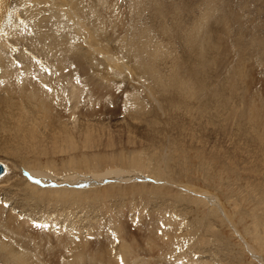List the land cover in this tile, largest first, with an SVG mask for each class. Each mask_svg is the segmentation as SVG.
Returning a JSON list of instances; mask_svg holds the SVG:
<instances>
[{
	"label": "rangeland",
	"instance_id": "1",
	"mask_svg": "<svg viewBox=\"0 0 264 264\" xmlns=\"http://www.w3.org/2000/svg\"><path fill=\"white\" fill-rule=\"evenodd\" d=\"M77 1L79 2L77 5L84 4V0ZM70 2L71 6L73 4L74 12L76 0ZM97 2L98 0L93 2V6ZM131 2L132 0H116V2L109 0V4L116 3L114 5L116 8L120 4L121 9H118L127 13L126 18L131 15L128 11ZM158 2L162 4L159 8L160 12L156 10L159 4L155 3ZM39 4L44 17L55 13L47 3ZM147 4L148 6L150 4L153 9H149ZM147 4L146 7L143 3L138 5V10L143 9L141 10L143 14L137 10L140 21L136 19L134 30L139 29L140 32L151 30V33L146 31L149 36L151 34L150 39L154 38L150 43H154L158 38L156 41L166 46L165 51L157 43L159 45L157 49V45L154 46L148 41V46L153 45L156 49L154 54L156 61L153 60L156 73L166 74L172 57L173 60L175 59V64L180 66L177 71H184L181 78L186 80L187 90L191 87L190 92L199 94V88H203L204 92L202 90L200 92L203 95L200 101L203 98L206 99L212 91L217 92L218 89L221 91L212 94L206 100V105L214 104V100L219 95L222 99L230 98L232 95L234 97L230 98L232 103L225 105L228 111L222 110L223 114L221 111L216 116L210 109L200 112L195 105L197 100L190 99L189 101L196 107L193 106L194 108L192 107L193 109L191 108L189 112L169 111V108L164 107L165 104L159 100L161 99L159 96L157 99V95L155 98L152 97L155 95L152 87L143 78L147 73H144L142 69L137 70L134 62L128 57L121 56L119 48L122 49V44L124 46L127 43L126 38L123 42H119V38L122 39L123 29L120 31L121 28L119 29L116 25L118 28L107 27V30L99 34L100 39H97L100 41L96 44L93 38L95 36L90 35L93 32L87 24L85 25L87 27H84L85 32L73 27V30L66 35L63 26L67 24L68 28L70 27V23L66 22L65 18L69 20L71 15L63 14L62 17L53 18L52 26L46 25L43 29H53L61 39H73V55L81 59V64L83 63L82 73L84 72L85 78L87 77L85 81H91L95 85L100 84L104 91L107 90L106 92L110 95L109 100L112 101L105 108L101 107L104 110L101 108L99 110L98 105V110L95 109L93 113L89 112L92 108L86 110L83 108L80 111L78 108L74 111L75 113H72V118L64 116L60 119V123L62 122L60 126L62 125L63 129L70 131L74 136L71 147L54 148L52 136H50L43 142L44 152L41 153L21 152L18 156H13L9 152L7 154L0 152V160L5 164L8 173L14 169V165H20V170L24 172L22 175L18 170L19 174L28 183L35 185L37 190L43 191V198L32 197L27 200L8 189L7 185L12 182L11 180L0 183V205H2L0 207L4 212L2 216L7 211L6 213L25 219L27 225L37 229L35 232L39 229H43L46 234L50 230L48 232L50 235L55 234L57 230L62 232L67 227L66 224L45 216L43 207L48 206L39 200L48 201L54 188L68 187V190H73L74 187L79 192V196L74 198L77 202L73 201L71 193L67 196L70 197L69 200L64 199L66 203L73 201V205L71 204L74 212L73 226L70 224L68 228L71 227V230H65L67 233H72L71 239L78 241V238L83 237L85 241L89 239L88 242L92 244L91 240H94V237L89 235L92 225L89 227L88 225L94 223L96 228L104 225L101 228L103 236L105 232H110V223L105 225V221L117 216L121 220L124 219L126 237H130V234L136 236L138 241L136 251L128 253L125 257H117L115 252L116 243L118 244L121 238L113 242L111 254L113 257L115 255L114 260L117 264H123L124 261L126 264H264V127L257 120L249 122V115L247 116L253 110L256 113L255 116L259 114L258 119L261 118L259 116L264 115V0H161V2L153 0ZM61 9L64 11L65 8ZM205 13L208 14L207 17L203 16ZM201 16H203L204 29L198 28L197 35L203 32L201 36L205 41L204 44L207 41L210 44L208 47L207 44L200 46L204 48L199 50V53H204L203 57H201L202 53L198 54L195 51L197 36L194 41L190 39L186 47L182 43V35L178 33L180 30L175 28L177 21L173 23V19L177 18L182 27L180 24L178 26L184 27L186 33L187 26L190 27L194 21L201 20ZM128 20L126 23L129 24H124L125 19L121 21L123 28L131 25L130 18ZM152 32L155 33L152 34ZM206 32L208 36L204 35ZM29 33L32 35V30H29ZM84 33L85 36L87 33L85 38ZM207 39L211 40L210 43ZM145 43L146 46L147 42ZM13 44L18 49V52H11L13 56L19 52H27V47L22 42L17 41ZM169 49L173 50H171L172 53ZM168 50L170 56L167 60ZM157 53H159L158 56ZM13 61L17 67L18 59L13 57ZM34 61L39 62L42 70L47 72L43 59L34 57ZM230 66L238 67V76L230 72ZM113 67H120V72H115ZM239 70L240 73L243 71V76ZM223 84L226 86L223 87ZM43 85L46 86L45 82ZM230 85L235 88L229 90ZM228 90L233 92L230 93ZM131 95L141 100L144 98V104L151 105L145 109L149 113L146 111V115L139 119H132L131 115L122 110L120 114L118 105L123 106ZM81 97L84 95L82 94ZM151 98L154 101H151ZM158 100L161 103H158ZM214 105L223 107L221 101ZM148 114L151 115L150 120ZM154 114L156 118L153 117L154 121H152L151 117ZM178 118L182 123L178 121ZM261 120L264 119L261 118ZM149 121L152 122L149 123ZM164 122L166 124H163ZM152 123L153 125L150 126L149 124ZM90 124L96 130L93 132L100 134L98 138L101 139L98 143L84 144L80 133H83L85 126H91ZM143 127L147 129L150 127L152 130L148 132ZM162 128L163 135L160 132ZM39 130L45 134L48 133L47 129L44 131L42 127ZM151 131L154 136H157L156 141L145 137ZM128 136L130 140L127 141ZM106 141L110 145L104 146ZM63 145L67 144L63 143ZM154 161L163 169L162 180L154 179L151 173ZM27 165L31 168L24 167ZM37 171L40 176L31 177L30 174ZM96 175L97 177H92ZM74 177L76 179H73ZM79 178H82V182L85 181L87 185L79 181ZM100 206L101 208H98ZM85 212L91 218L84 221L87 226H83L85 223L78 226L83 220L81 214ZM148 228L151 229L150 241L154 245L140 238L142 231ZM0 233L1 245L13 244L14 240L10 239V235ZM8 238L11 243H8ZM168 244H171L172 248L168 249ZM0 252L4 251L0 250ZM0 254V262L4 264L2 258L4 254ZM56 254L52 261L49 260L50 262L55 261Z\"/></svg>",
	"mask_w": 264,
	"mask_h": 264
},
{
	"label": "bare ground",
	"instance_id": "2",
	"mask_svg": "<svg viewBox=\"0 0 264 264\" xmlns=\"http://www.w3.org/2000/svg\"><path fill=\"white\" fill-rule=\"evenodd\" d=\"M70 1H72V0H62V1L61 0H6L4 10H3L2 15L0 17V152L6 153V154L9 152V154L12 153L13 156L14 155L18 156L21 152L22 153H28V154H29V152L41 153V152H44L42 150L43 149V142L45 140H48V138L50 136H52L51 137V139L53 141L52 146L54 148L63 149L66 147H71V142H72V139H74L73 138L74 136L72 135V133H70V131L63 129L62 125L60 126V124L62 123V122L60 123V119L63 118L64 116H66L67 118L68 117L72 118L71 117L73 115L72 113H75L74 111L78 108H80V109H78L79 111L82 110L83 108H84V110H86L87 108H92L91 111H89V112L93 113L94 110L98 108V106H99L98 109L100 110L101 107L105 108L112 101V100H109L110 95L106 92L107 90L104 91L100 84L95 85L91 81H85V79L87 77L85 78L84 72L82 73V70H83L82 64L83 63L81 64L80 63L81 59L79 60L77 58V56L73 55V50H74L73 39L64 40V39H61L59 37L58 33L56 31H54L53 29H43V27H45L46 25L52 26L53 18L62 17L63 14L71 15V18L69 20L67 18H65V21L70 23L69 28H68L67 24H65L63 26L65 29L66 35H68V32H71V30H73V27H76L77 30H79V31L84 30V32H85L84 27H87V26H85L87 24L91 28V30H92L91 32H93V34L91 33L90 35L95 36L93 38H95V42H97L96 44H98L100 41L97 39V38L100 39L99 34H101V31H103L105 29L107 30V27L113 28V27L118 26L119 29L121 28L120 31L123 29V33L121 34L122 39L119 38L120 39L119 42L120 41L123 42V39L126 38L127 43L125 45L127 47L124 45L126 47L125 48L122 44V49H120L121 47L119 48V50H121V56L128 57L131 61L134 62L135 68L137 70L142 69V70H144V73H147V74H144L143 78L152 87V90H153L152 92L155 94L152 97L155 98V96L157 95L156 96V99H157V97L159 96V98H161L159 100L165 104V106H164V104H162V105L164 107H168L169 111H171V112L172 111H175V112L178 111L179 112L181 110L184 113L189 112V110L194 106V105H192L193 102L191 103V101H189V99L192 101L197 100V102H196L197 104H195V105L197 106V108L200 112L205 111L207 109H210L211 111L213 110V113L216 116L218 113L220 114L222 110L228 111L227 106H225V105L232 101V100H230V98H232V99L234 98L232 95L230 96V98L228 97L229 99L226 97H224L222 99L221 95H219L214 100V104H218L221 101V104L223 105V107H220V105L216 106L214 104L206 105V100L209 97H211L212 94H216L217 92L220 93L221 91L219 89L217 92L212 91L210 94L208 93L209 95L206 99L203 98V100L200 101L201 97L203 96V95H201L202 93H200V92H201V90L203 91V88L202 87L199 88V90H198L199 94L190 92L191 87H189L190 90L189 89L187 90V83L185 82L186 80L181 78V76L184 74V71H183L184 69L182 70L183 72H181V70H179V72H178L177 70L180 68V66H178V64H175V59L173 60L172 57L170 58L171 62L169 64L171 70L168 67L169 71H167L166 74L156 73L157 71L154 70V69H156L155 68L156 59H154V54L156 52V49H155V47H153V45H152V47L148 46V41L150 43V41L154 38L150 39V37H152V36H151V34L149 36L148 32L146 33V31L148 30L147 28H146L147 30H143V31L141 30V32L139 31V29L134 30V27H135L134 23H136V21L139 19V14H137V13H138V11L141 12V10H143L141 8H140L141 10H138L139 9L138 5L143 3L146 7V4L148 2H151V1L153 2V0H144V1L143 0H132L130 7H129V10H128L130 12L129 14H131V15H128L129 16L128 18H130V24L131 25H128L127 28L126 27L123 28V25H122L123 23L121 24V21L123 19H125L124 24H129V23H126L129 20H128V18H126L127 13H125V11H123V10H119V9H121V8H119L120 4L118 5V8H119L118 9V8H116V6H114L116 3L114 5L112 3H110L111 4L110 5L109 0H98L97 4L95 5L97 7H95V6H93V2H95L96 0H84V4H79V5H81V7H79V5H77L78 1L76 0V3L74 5V12H73V4L71 6ZM114 1L116 2V0H114ZM139 1H141L142 3L140 2V4H139ZM40 2L47 3L54 10L55 13H52L48 17H44V15L41 13V6L39 4ZM145 2H147V3L145 4ZM160 2H161V0H160ZM203 3H206V2H203ZM150 4H149V6L147 4L148 8L153 9L150 6ZM155 4L157 5V4H159V2L155 3ZM206 4H208V3H206ZM61 5H63V7H61ZM152 5H154V3ZM158 6H155V7H158L156 9L157 11L159 10L160 6H162V4L161 5L159 4ZM61 8H65L64 11H62L63 9H61ZM113 10H115V11L113 12ZM154 12H155V10H154ZM159 12H160V10H159ZM122 15H123V19H122ZM207 15L205 13L203 16L207 17ZM203 16H201V20H199L198 22L194 21V23H192L190 27L189 26H187L188 28L185 27L186 28L185 31H187L186 33L184 32V27L181 28L182 26H181V23L178 22L179 20H177V18L173 19V23L177 21L176 24L174 23L175 28L178 31L180 30L178 33L182 35V38H183L182 43H184V45L186 47L188 45V41L190 39H191V41H194L196 39V36H197L198 39L195 41L196 42L195 46H197V49H196V47H194V49H196L195 50V51H197L196 53H198V54L202 53L201 57H203L204 53L203 52L199 53V50L201 48L200 46H203L205 41H203V38H202L203 32L201 34L202 36L197 35V34H198V28L203 26V24H202V23H204V22H202ZM17 17H18V19H17ZM133 18H134V20H133ZM73 20H74V22H73ZM206 20H208V19H206ZM115 21H116V24H115ZM139 21H140V19H139ZM179 24L181 27L178 26ZM129 26H130V28L128 29ZM118 27H116V28H118ZM90 28H89V30H90ZM144 28H145V26H144ZM29 30H32V32H33L32 35L29 33ZM110 31L111 30H109V32ZM137 31H138V33H137ZM154 33L152 32V34H154ZM162 35L165 36V34H162ZM204 35L208 36L207 32L204 33ZM86 36H87V33H86ZM86 36L84 33V38ZM73 37L75 38L76 36H73ZM156 40L154 41V43H150V44H154V46L157 45L156 46V48H157L160 45V43L157 42ZM207 40H209V39H207ZM17 41H20L24 45H26L27 52L26 51H24V53L19 52L16 56H13V54L11 53L12 51L18 52L17 47L13 44L14 42H17ZM145 41L147 42L146 46H145V44H146ZM158 41H160V40H158ZM198 41H200V42L198 43ZM210 41L211 40H209V43H210ZM207 42L204 44V46L207 44L206 46L208 47V45H210V44H208ZM211 44H212V42H211ZM160 46H162V49H165L164 47H166L165 45L164 46L160 45ZM157 49H159V48H157ZM169 50H168V52H166V53H168V54H166V56L168 55V57H166L165 54L162 53L163 56L167 58V60L169 59V56H170ZM165 51H166V49H165ZM172 51H171V53H172ZM160 52H161V50H160ZM158 54L159 53H157V56H158ZM193 54H194V52H193ZM172 55H174V54H172ZM207 55H208V53H207ZM157 56L155 55V58ZM160 56H161V54H160ZM13 57L18 59V66L17 67L14 65ZM34 57H38L39 60L43 59L44 67H47L48 73L46 71L44 72L42 70V67L39 65V62L34 61ZM153 60H155V61H153ZM157 60H159V59H157ZM164 60H166V59H164ZM201 63H203V62H201ZM210 65H211V63H210ZM181 68H182V66H181ZM241 68H242V66H241ZM113 69L115 72L117 71V73L120 72V67H113ZM237 69H238L237 66L236 67H233V66L229 67L230 72H232L235 75L238 74ZM239 69H240V67H239ZM239 73H240V70H239ZM242 73H243V71H242ZM242 73H240V74L242 75ZM241 75H240V77H241ZM206 76H207V74H206ZM235 81H236V79H235ZM43 82H45L46 86L43 85ZM188 84H190V83H188ZM224 85L226 86V84H223V87H224ZM232 85H234V84H232ZM106 87H108V86H106ZM232 87L233 86H231L229 88V90ZM234 88H232V89H234ZM236 89H237V87H236ZM229 92L231 93L233 91H229ZM127 93H129V92H127ZM82 94L84 95V97H81ZM148 95L151 96L150 93H148ZM195 95H196V97H195ZM153 98H151V101L152 100L154 101ZM159 100H158V103H161ZM143 101H144V98H142V100H141L139 97L131 95L129 98L126 99L125 104L123 106L118 105V109H119L118 112L121 114V112L123 111L126 114H129V116L131 115L132 119L133 118L139 119L142 116L146 115L147 110H145V109H147V106L150 105V104H147V105L144 104ZM223 101H225V102L222 103ZM112 104L114 105L115 101ZM95 105L96 106L98 105V106L96 107ZM150 106H148V108ZM196 106H194V107H196ZM113 107H115V106H113ZM104 108H101V109L104 110ZM161 108H163V107L161 106ZM250 108L251 107L249 106V109ZM163 109H165V108H163ZM120 110H122V111H120ZM195 111H197V109ZM248 111H247V113H248ZM81 113H83V112H81ZM152 113H153V111H152ZM196 113H198V111ZM211 113L212 112H210V114ZM222 114H223V111H222ZM99 115H100V112H99ZM204 115H206V114L204 113ZM248 115H249V118H248L249 122L251 120H253V121L257 120L260 122V125L264 127V120H261V118L264 119V117H263L264 115L259 116L261 118L258 119L257 117L259 114H257V116H255L256 113L254 112V110L250 111L249 114H247V116ZM150 116L151 115H149L148 119L150 118ZM153 117L156 118V114H154V116L152 115L151 118H153ZM154 118L152 119V121H154ZM182 118H184V117L182 116ZM196 118H197V116H196ZM213 118H214V116H213ZM245 118H246V116H245ZM252 118H254V119H252ZM178 119H179L178 121L181 122L180 118H178ZM99 120H100V118H99ZM157 120H160V119H157ZM164 120L166 121V119H164ZM210 120H211V118H210ZM152 121H149V123ZM167 123L169 124V122H167ZM57 124H59V125L57 126ZM163 124H166V123L164 122ZM149 125L152 126L153 123L149 124ZM187 125L188 124H186V126ZM41 127L44 129V131L47 129L48 133L45 134V132H42V130L40 131L39 129ZM85 127L86 128H84V131L82 133L83 135L80 133V135L82 136V138H81L82 142L84 144H93V143L100 142L99 139H101V138H98V136L100 134H98L97 132L96 133L93 132V131H96L94 129V127H92V125L91 126H85ZM145 127H143V128H145ZM145 129H147V128H145ZM150 129H151L150 127H149V129H147L148 132L150 131ZM155 129L157 130V128H155ZM164 129H165V127H164ZM164 129L163 128L160 129V132H161V130H163V132H164ZM172 130L173 129H171V131ZM178 131L176 129V132H178ZM163 132H161V134ZM150 134L149 133L146 134L145 137L148 140L156 141L157 136H154L152 131L150 132ZM157 134H158V132H157ZM132 135H134V134H132ZM175 135H176V133H175ZM125 136H126V134H125ZM167 136H169V134ZM126 140L127 141L130 140L129 136L127 137ZM63 143H65L67 145L64 146ZM151 144H153V142ZM106 145H110V144L106 141L104 146H106ZM160 157H162V154H160ZM19 167H20V165L19 166L14 165V169H12L10 173H8L9 171H7V169H6V172L0 177V183H2V182L5 183V181L11 180L12 182L7 185L8 189L16 192L15 194L17 196L20 195L24 199L28 200V198L32 199V197H39V198L42 197L43 198V191L37 190L35 188V185L28 183L27 180L20 175V174L23 175L24 171H22V169L20 170ZM24 167L27 169L31 168L28 165L24 166ZM165 167H167V166H165ZM152 168H153V171H151V173H152L154 179L162 180L161 177L163 178V176H162L163 169L160 168L159 166H157L155 161H154V163L152 162ZM18 170H20V174H19ZM35 173L36 172L30 174L31 177H36V176L39 177L40 176V174L38 175V171L36 174ZM92 177L95 178V177H97V175L92 176ZM88 178H90V176ZM98 178H100V177H98ZM73 179H76V178L74 177ZM81 179L79 178V181ZM81 182H82V180H81ZM82 183L87 185V183L85 181H83ZM49 187H51V186H49ZM67 188L66 189H65V187H64V189L63 188H60V189L54 188L55 191L53 190L51 192V195H50L51 198L48 201L39 200L42 204L44 203L45 206H48L47 208L43 207V209H45V216H47L48 218L52 217V219L55 218V219H57V221H60L62 223L64 222L67 226V227H65L64 231H62V232L60 230L56 229L57 231L53 235H50L48 233L50 230L48 232L45 231V232H47V234L44 233L43 229H39L37 232H35L37 229H34L35 227L33 228L32 226L31 227L34 229V231L31 232V230H33V229L29 225H27V221L25 219L22 220V218H19L15 215H12L11 213H6L7 211L2 216V213H4V212L2 210V207H0V229H3L0 232L7 233L8 235H10V239L12 238L14 240L12 242L13 244H9V245H4V244L1 245L0 244V250L4 251V252H0V253H3L5 255V257H3L4 255L2 254L4 264H112V262H114V264H117L116 260H114L115 255L113 257L111 254V251H112L113 242H115L116 239H118V238L119 239L121 238V239H120V242L118 240L119 243L118 244L116 243L117 246H115V252H116L117 257H125L126 255H128V253H130V252L133 253L136 251V248L138 246L137 238H136V236H133L131 234H130V237L129 236H128V238L126 237L127 236L126 230H124V229H126V227L123 225L124 219L121 220L119 216L109 218V220L105 221V223H106L105 225H107V223L108 224L110 223V225H109L110 232L109 233L105 232V234L103 236H102L103 232L101 231V228L104 227V225H102V227L100 226L97 228L95 227L94 223H91L88 225V227L92 225V227L90 228V232H89V235L91 234L90 237H94V240H91V241H93L92 244L88 242L89 239H87V241H85L83 239V237H82V239H81V237L78 238L79 239L78 241H74L73 239H71L70 235L72 233L71 234L69 232L67 233V232H65V230L69 229V231H70L71 227L68 228V226L70 224H72V226H73L74 212H73V206L71 208V204L73 205V201L77 202V199H74V198H77L79 196V192H77L76 188H74V187H73V190H68ZM69 193H71V195H73L71 197L73 199L72 203L71 202H67V203L64 202V199L69 200L70 197H67ZM13 195H11V196H13ZM87 197H88V195L86 196V198ZM34 200H35V198H34ZM100 203H101V201H100ZM103 204H104V202H103ZM0 206H2V205H0ZM98 208H101V206ZM102 209H103V207H102ZM81 210H79V211H81ZM90 210H91V208H90ZM107 213L110 215L109 212H107ZM117 213L118 212H116V214ZM103 214H104V212H103ZM81 215H82L83 220L80 221V224H78V226H81L84 223L85 224L83 226H87V223L84 221L87 218H91V216L90 215L88 216L86 214V212H85V214L82 213ZM47 217H45V218H47ZM25 218L27 219V217H25ZM28 224H31V223L28 222ZM62 227H64V226L62 225ZM106 227H108V226H106ZM87 230H88V228H87ZM142 232H143V234L140 237L141 240L146 241L149 244L154 245V243L152 241H150L151 229L148 228L146 231L144 230ZM5 236H7V235H5ZM1 238H2V236H1ZM1 238H0V241H1ZM10 239L7 240L8 243H11ZM5 240H6V237H5ZM7 241H4V242L7 243ZM90 246H93V247L90 248ZM170 248H172V245L168 244V249H170ZM113 253H114V249H113ZM55 254L57 255L55 258V261L50 262L49 260L52 261ZM122 261H124V260H122ZM124 263H125V261H124Z\"/></svg>",
	"mask_w": 264,
	"mask_h": 264
},
{
	"label": "water",
	"instance_id": "3",
	"mask_svg": "<svg viewBox=\"0 0 264 264\" xmlns=\"http://www.w3.org/2000/svg\"><path fill=\"white\" fill-rule=\"evenodd\" d=\"M5 171V166L0 162V175H2Z\"/></svg>",
	"mask_w": 264,
	"mask_h": 264
}]
</instances>
